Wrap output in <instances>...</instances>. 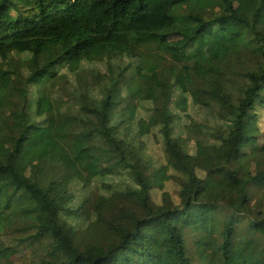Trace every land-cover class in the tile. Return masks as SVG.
<instances>
[{
    "label": "trees",
    "instance_id": "trees-1",
    "mask_svg": "<svg viewBox=\"0 0 264 264\" xmlns=\"http://www.w3.org/2000/svg\"><path fill=\"white\" fill-rule=\"evenodd\" d=\"M248 153L264 0H0V264H264Z\"/></svg>",
    "mask_w": 264,
    "mask_h": 264
},
{
    "label": "rangeland",
    "instance_id": "rangeland-1",
    "mask_svg": "<svg viewBox=\"0 0 264 264\" xmlns=\"http://www.w3.org/2000/svg\"><path fill=\"white\" fill-rule=\"evenodd\" d=\"M242 9L244 12L251 11L252 10V2L246 3ZM109 65L116 66L115 62L111 61V62H109L108 65L103 66L102 68H99L98 71L103 70L105 72V74L107 75L108 71H109V68H108ZM65 97L69 98V91H67L65 93ZM71 108L73 109V106ZM45 155L47 157L48 152L45 149V145H44L43 141L34 140V141L27 142L23 147L22 154L17 159L16 167H17L18 171H20L23 174H27V175L33 174V171L35 169L36 164L40 160H42L43 158H46ZM248 156H249V153L247 154V156L245 158H243L241 160L240 163L230 165L229 167L231 169L238 171L239 173L249 174L252 171V169L255 167L257 162H261L264 165V157L263 156L259 157L260 161H254V156H249V157ZM207 158L208 157H206L205 160H207ZM95 174H96L95 171H89V172L84 173L83 174V181L85 183L91 182V179ZM218 179L222 181L223 177H218ZM8 180H9V177L7 175L0 176V186L5 184Z\"/></svg>",
    "mask_w": 264,
    "mask_h": 264
}]
</instances>
